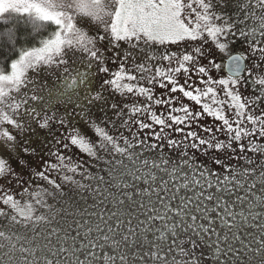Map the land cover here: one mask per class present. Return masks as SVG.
I'll return each instance as SVG.
<instances>
[{
	"label": "snow or ice",
	"instance_id": "obj_1",
	"mask_svg": "<svg viewBox=\"0 0 264 264\" xmlns=\"http://www.w3.org/2000/svg\"><path fill=\"white\" fill-rule=\"evenodd\" d=\"M11 14L26 15L34 35L47 24L54 30L41 37L38 46L18 50L17 58L8 61L7 71L0 64V146L8 153L7 158L0 155V264H209V260L229 264L221 257L230 255L241 264H264V235L244 244L232 232L239 226L225 196L244 188L257 172L259 162L245 152L264 155V143H257L264 141V0H0V18ZM84 18L99 26L94 35L78 25ZM237 39L246 51L231 54ZM105 41L113 50L126 45L127 51L115 53L112 63L119 57L118 70L103 80L101 89L108 86L121 96L142 97L145 102L137 99L123 107L113 103L114 117L101 126L87 118L91 106L103 98L101 91H93L96 73L91 70L97 66L99 73L110 72L104 54L107 49L98 47ZM210 43L227 56L226 63L211 58L207 64L202 62L211 51L206 48ZM181 44L185 47L180 51H158V46ZM137 54H142L141 62H137ZM154 61L159 63L153 70L148 63ZM80 67L86 70L80 71ZM213 71H226L227 75L214 79ZM193 76L203 87L196 85ZM249 84L257 87L252 96H245L240 88ZM157 87L165 89L167 95L156 97ZM175 93L199 110L192 111ZM53 99L75 100L73 112L65 109V114L59 115L52 109ZM153 105L166 107L167 116L154 111ZM205 115L220 122L215 130L199 124ZM74 116L95 139L73 127L63 140L56 137L54 144L66 151L75 147L92 162L106 165L108 179L91 173L84 162L65 155L60 147L48 153L54 161L30 170L25 179L11 162L15 155L17 167H28L20 153L29 156L35 149L30 139H24L25 134L50 132L54 123L65 127ZM5 124L10 128H4ZM193 125L207 135L191 130ZM156 126L159 131L154 130ZM173 130L181 139L171 137ZM221 132L226 139L217 136ZM165 147L175 156L165 153ZM237 148L240 155H230V159L247 161L239 169L213 157V163L225 174L209 169L195 156L197 151L203 155L210 151L233 154ZM149 154L152 159L147 158ZM126 161L134 166L139 162L147 169L143 181L148 187L135 192L148 197L147 203L135 205L144 219L131 212L113 211L107 218L92 213L104 228L99 223L88 226L79 244L76 236L68 244V232L62 228L41 230V225L64 215L59 202L72 193L103 195L100 186L106 185L105 191L115 188L119 195L108 191L103 200L111 198L120 206L132 201L133 195L126 191L132 185L126 176L142 177L130 171ZM259 168L264 188V164ZM173 179L179 183L173 184ZM256 186L253 183L250 187ZM182 190L192 195H178ZM236 199L243 202L245 198ZM256 199L264 203V194ZM209 204L214 206L209 208ZM124 215L127 219L121 218ZM240 216L247 219L243 212ZM217 218L232 239L240 241L246 261L236 255L239 250L229 242L227 233L221 239ZM253 242L256 247H252Z\"/></svg>",
	"mask_w": 264,
	"mask_h": 264
},
{
	"label": "rangeland",
	"instance_id": "obj_2",
	"mask_svg": "<svg viewBox=\"0 0 264 264\" xmlns=\"http://www.w3.org/2000/svg\"><path fill=\"white\" fill-rule=\"evenodd\" d=\"M229 12L231 11V8L227 9ZM13 15V14H11ZM10 16H5L3 18H8ZM21 15V14H18ZM26 16V15H25ZM78 25L80 27H83L88 31L90 35H94L99 26L91 21L89 18H84L83 20L78 22ZM98 47H101L102 50L105 48L107 51H105V59L107 61V66L110 69V72L108 74L105 73H99L97 66H94L92 68V72L96 73L94 79H93V91H101L102 92V99L99 101H96L90 108V115L88 116V120H94L98 124H101V126H105L104 122L107 120V118L114 117L113 110L111 109V105L113 103L118 104L120 107H123L124 104H131L136 102L138 99L139 102L144 103L142 97H124L120 94L113 92L110 87L105 86L104 89H101V85L103 83V80L111 78L110 73L115 72L118 70L119 66V57H116L117 62L114 64L112 63L113 57L115 56L116 52L124 53L127 51V46L125 45L121 49L113 50L111 48V45L107 43V41L103 42V45H98ZM185 47L184 44L181 45H165V46H158V51H180ZM206 48H210L211 51L207 53V58L204 59L202 62L204 64H207V59H215L217 62L225 63V60L227 59V56L220 53L215 47L210 43L206 46ZM155 51V50H154ZM246 51L244 43L237 39L232 45H231V54H238L239 52ZM141 55L137 54V62H141ZM159 63L158 61H154L151 63H148L149 67H152L154 70L155 65ZM166 64V62H164ZM128 67H131V60L128 62ZM80 71H85V67H80ZM214 79H218L221 77H226L225 71H222L220 73H216L213 71L211 73ZM244 75V74H243ZM49 82H51V77L48 78ZM180 83H183L184 77L183 75L180 76ZM193 81L196 82L197 86L203 87L202 85H199V81L195 76H193ZM255 84H249L247 86L242 85L240 88V91L245 96H252L253 90L256 89ZM155 96L160 97L162 94L167 95V91L165 89L161 88H155ZM46 95V93H45ZM173 95L180 96L183 103L188 104L192 111H198L199 108L191 101L186 100L182 97V94L175 93ZM52 109L54 111H57L59 115L65 114V109H67V112L71 113L74 110L75 107V100H73L72 103H68L66 99L64 101H58L56 99L52 100ZM177 107L180 106V103L178 102ZM153 110L157 113L163 112L165 116H167L168 109L166 107H157L153 105ZM78 111V109H77ZM11 114V113H9ZM178 115H183V113H177ZM147 120V118L145 117ZM150 122V121H147ZM219 121H215L212 117L203 116L199 124L202 126H210L215 130V127L217 124H219ZM4 128H10L9 125H4ZM80 128L82 131H86L88 136L95 139L92 131L90 129H87L84 125V122L79 117H73L70 122L65 126L61 127L59 124H53V127L51 131L48 130H37L35 133H26L24 136V139H30L31 140V147L35 149V153L29 156H25L22 152L20 153L19 158H22L28 162V167L20 168L16 165L17 157L13 155L11 157V162L14 167H16L17 171L21 173V175L27 179L30 175V170L36 169L39 170L44 166L45 161H54V157H51L48 155L49 151H55L56 147H60L62 151H65V155L72 156L74 160L81 161L85 163V168H88L89 171L96 175H104L105 179L107 180L108 177L106 175L107 173V166L102 165L99 162H92L85 154L79 152L75 147H72L70 151H66L62 149L61 146H56L54 144L55 138L60 137L63 140V137L68 135V133L71 132L72 128ZM110 128V125H108ZM135 130V129H134ZM155 131H159V126H156ZM189 129L185 128V131H188ZM193 131H197L202 136H206V133L200 132V129L193 125L192 129ZM123 131V130H121ZM149 130H145V133H147ZM115 134V133H114ZM127 134V133H125ZM170 135L174 139H181V135L175 133V131H171ZM217 136L220 139H226V136L223 132L217 133ZM20 139V137H17ZM22 142V141H21ZM243 143L247 146L248 141L244 140ZM257 143H264V141L257 140ZM235 147V145H234ZM190 153L192 150H189ZM164 152L167 154H171L175 156V153H171L167 147H165ZM0 155H4L6 158L8 157L7 151L0 146ZM230 155L239 156V149L237 148L236 153L230 154L227 151H222L219 153H216L214 151H210L208 155H203L200 152H195L196 159L199 163L206 165L209 169L217 171L221 174H225L223 172V169L219 166L215 165L213 163V157H218L226 164H230L232 167H235L237 169L240 168L242 164H246L247 161H238L234 159H230ZM246 156L251 157L254 161H258L257 164V172L255 175L251 178H249L245 184V187L242 189H236L231 194H225L226 200L229 205H232L231 211L236 214V220L234 223L239 221L237 224L239 227L233 228L232 232H235L237 236L241 238V240L244 242V244H247L249 241L253 240L255 238L258 240L261 235H264V228L261 226H264V203H260L257 201L256 197H262V194H264V188H262L260 182H259V164H264V155L259 154H253L250 152H245ZM148 159H152L153 157L149 154L147 156ZM125 163L129 164V170L134 172L136 175H139L142 177L140 180L134 179L133 176H126L127 182L132 185V187L126 189L127 192L133 195L132 201H127L125 205L120 206L115 203L111 198L107 200H103V196H106L108 194V191L116 192L115 188L106 189V185H101V191L103 192V195L95 194L93 192L88 193H82L81 195H76L75 193H72L69 199L65 201L59 202V207L65 209L64 215L60 216L57 215L55 220L49 224V225H41L42 231H47L50 228H62L64 230H67L68 232V244L72 243V236H76V243H81L83 239L84 233L87 231L88 226L94 227L95 224L99 223L101 228H104V224L101 223L99 219L95 215H92V213H102L105 218H107L108 215H110L111 212L117 211V212H123L125 214L131 212L132 215L135 217L139 215V219H144V216L139 213V211L136 208V204L140 202L147 203V196H136L135 192L140 190L141 188L148 187V185L144 184L143 177H145L147 173V169H144L140 166L139 162L136 163V165H132L131 162L126 161ZM136 168H139V172H136ZM158 176H162L163 179L169 180L172 179L166 175L158 174ZM79 178V177H77ZM87 183V181H84ZM0 183H3V181H0ZM173 184H178V180H172ZM255 183L257 186L255 189H252L250 186ZM91 184L93 188L96 186V182L93 180L91 181ZM153 188L156 187L155 184L152 185ZM193 191H199V189L194 188ZM117 195H119L118 192H116ZM192 195V192L182 190L178 195ZM161 195H165L164 193H161ZM244 197V201L241 202L240 200H237L236 197ZM151 199L153 202L156 201V197L152 196ZM103 200V203L101 201ZM135 202V203H134ZM173 203H176L175 201ZM214 204H209L208 207H213ZM221 211V215H224V213ZM244 213V217L247 216V219L245 220L243 217L240 216V213ZM255 217V219L253 218ZM122 219H127V215H124L121 217ZM229 222L231 223V218L226 217ZM87 221V224L85 223ZM202 222V221H201ZM112 223H115V220L112 221ZM136 225V220L133 219V226ZM217 225V232L220 233L221 239L223 238V235L227 233L229 235V242L232 243L233 247L238 249L236 255L241 256L243 260L246 261V256H244L245 249L241 245L240 241L232 239L231 233L228 231L227 228H222L220 219L217 218L216 220ZM79 233V235H77ZM55 239V237H53ZM213 239H215V236H213ZM86 242V241H84ZM225 245L222 243L221 247H224ZM252 247H256V244L253 242ZM250 254V253H249ZM19 255V254H17ZM210 255V254H209ZM221 260L229 262V264H241L240 261L236 260V256L230 255L228 257H221ZM0 261H2V256H0ZM209 264H215L214 261L209 260ZM250 264H255V261L250 262Z\"/></svg>",
	"mask_w": 264,
	"mask_h": 264
},
{
	"label": "trees",
	"instance_id": "obj_3",
	"mask_svg": "<svg viewBox=\"0 0 264 264\" xmlns=\"http://www.w3.org/2000/svg\"><path fill=\"white\" fill-rule=\"evenodd\" d=\"M9 29L12 30L10 33ZM53 30L54 26L47 24L43 30L34 35L27 16L13 14L11 18H0V64L4 70L8 69V61L17 58L18 50L38 46V40L41 37L46 38ZM238 223L237 220L235 224Z\"/></svg>",
	"mask_w": 264,
	"mask_h": 264
},
{
	"label": "water",
	"instance_id": "obj_4",
	"mask_svg": "<svg viewBox=\"0 0 264 264\" xmlns=\"http://www.w3.org/2000/svg\"><path fill=\"white\" fill-rule=\"evenodd\" d=\"M227 62V59L225 60V63ZM225 73H226V71H225ZM227 74V73H226ZM242 75H243V73H242Z\"/></svg>",
	"mask_w": 264,
	"mask_h": 264
}]
</instances>
